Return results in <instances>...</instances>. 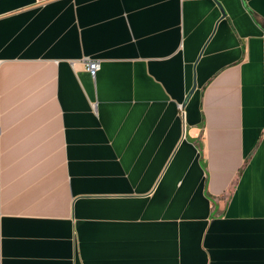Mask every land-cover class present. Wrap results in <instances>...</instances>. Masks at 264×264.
<instances>
[{
  "label": "crops",
  "instance_id": "1",
  "mask_svg": "<svg viewBox=\"0 0 264 264\" xmlns=\"http://www.w3.org/2000/svg\"><path fill=\"white\" fill-rule=\"evenodd\" d=\"M0 264H264V0H0Z\"/></svg>",
  "mask_w": 264,
  "mask_h": 264
},
{
  "label": "built area",
  "instance_id": "2",
  "mask_svg": "<svg viewBox=\"0 0 264 264\" xmlns=\"http://www.w3.org/2000/svg\"><path fill=\"white\" fill-rule=\"evenodd\" d=\"M84 64L86 65V69L88 71V73L90 74V76L95 79L98 72L101 69V64L99 61H95V60H90L87 59L84 61Z\"/></svg>",
  "mask_w": 264,
  "mask_h": 264
}]
</instances>
